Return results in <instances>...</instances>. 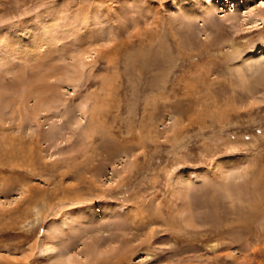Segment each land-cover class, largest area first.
I'll use <instances>...</instances> for the list:
<instances>
[{
  "label": "rangeland",
  "instance_id": "374dc122",
  "mask_svg": "<svg viewBox=\"0 0 264 264\" xmlns=\"http://www.w3.org/2000/svg\"><path fill=\"white\" fill-rule=\"evenodd\" d=\"M0 264H264V0H0Z\"/></svg>",
  "mask_w": 264,
  "mask_h": 264
},
{
  "label": "bare ground",
  "instance_id": "6f19581e",
  "mask_svg": "<svg viewBox=\"0 0 264 264\" xmlns=\"http://www.w3.org/2000/svg\"><path fill=\"white\" fill-rule=\"evenodd\" d=\"M81 65H82L81 61L78 60V61L76 62V66H75V67L80 68Z\"/></svg>",
  "mask_w": 264,
  "mask_h": 264
}]
</instances>
